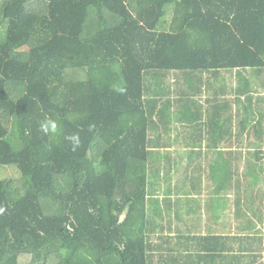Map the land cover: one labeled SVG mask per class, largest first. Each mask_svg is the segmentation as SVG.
I'll return each instance as SVG.
<instances>
[{"label": "trees", "instance_id": "1", "mask_svg": "<svg viewBox=\"0 0 264 264\" xmlns=\"http://www.w3.org/2000/svg\"><path fill=\"white\" fill-rule=\"evenodd\" d=\"M174 123L232 235L159 229ZM0 167V264H264V0H0Z\"/></svg>", "mask_w": 264, "mask_h": 264}, {"label": "crops", "instance_id": "2", "mask_svg": "<svg viewBox=\"0 0 264 264\" xmlns=\"http://www.w3.org/2000/svg\"><path fill=\"white\" fill-rule=\"evenodd\" d=\"M205 176L206 175H204L202 179L200 177L201 180H199L195 185L196 191H192L190 194L192 197L190 199L187 197L184 198V192L178 188L179 186L176 184V179L173 189H171L172 192L170 193H172L177 200L174 201L170 199L169 201H166L167 203H164L165 206L168 205L167 209L168 207H170V209H168V212L163 211L161 213L167 214L170 216V219L168 222H165L164 219L160 220L159 229L168 227H171L172 229L181 228L183 224L185 225L188 223L189 228L193 232H197L198 230L202 234L232 235L234 233L235 225L233 223V197L232 204L231 202L224 204L227 198V202L229 200L231 201V196L228 195L227 197H224L221 190H216L215 186L214 188H209L207 184L209 179H206ZM206 177L210 178V175ZM180 198L183 200H179ZM219 204L222 205L220 206ZM187 209L195 210L197 213L191 215V210L187 211ZM173 232L167 234H171Z\"/></svg>", "mask_w": 264, "mask_h": 264}, {"label": "rangeland", "instance_id": "3", "mask_svg": "<svg viewBox=\"0 0 264 264\" xmlns=\"http://www.w3.org/2000/svg\"><path fill=\"white\" fill-rule=\"evenodd\" d=\"M164 81V86H162L163 89V93H166L169 91V86L172 87V83L170 80H163ZM160 83V80H154L152 82V85H158ZM157 87H155L156 89ZM159 92V91H158ZM155 96H158V94H155ZM150 98V96H149ZM189 133V129L180 123H174V125L171 126V129L169 131V134L165 135V137L167 138V143L169 144V149L167 151H165V156H168V159H170L173 168L172 171H170L171 176H169L168 178H163L160 176H157L152 183V187H151V191L149 192V196H151V200L154 201L155 200H160L161 203H167L166 201L168 200H177L172 193L173 186H174V182L176 181V179H182V174H183V170L186 169L188 167L187 164V155L186 152H188V150L185 148V146L183 145V143H185V136H187ZM155 135H157L156 132H154ZM181 150V154L176 153V151ZM182 157V158H181ZM181 158V159H180ZM158 161V159H157ZM12 168V169H10ZM0 172H1V177L3 179H19V172L17 171L16 168L14 167H9V168H5V167H0ZM169 173V172H168ZM227 173H229L227 171V169H222L220 171H214V173L212 172L210 174V178L206 177V179H209L207 181L208 187L209 188H216V180H219V184H221V182H226L227 179ZM215 183V185H214ZM165 197V198H163ZM213 200V199H212ZM228 200V198H227ZM231 201L229 200L227 203H230ZM226 202H224L225 204ZM228 207V206H227ZM60 261V257L59 256H53L51 257V259H49V261L46 262V264H58Z\"/></svg>", "mask_w": 264, "mask_h": 264}, {"label": "clouds", "instance_id": "4", "mask_svg": "<svg viewBox=\"0 0 264 264\" xmlns=\"http://www.w3.org/2000/svg\"><path fill=\"white\" fill-rule=\"evenodd\" d=\"M39 130L44 134H48L50 132L54 134L58 130V125L52 119L46 118L45 120L40 122ZM68 139L71 140L74 145L78 143L77 136H71V137H68Z\"/></svg>", "mask_w": 264, "mask_h": 264}]
</instances>
